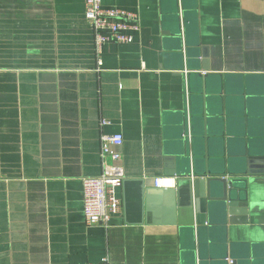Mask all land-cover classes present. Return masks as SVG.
Here are the masks:
<instances>
[{
    "label": "crops",
    "instance_id": "crops-1",
    "mask_svg": "<svg viewBox=\"0 0 264 264\" xmlns=\"http://www.w3.org/2000/svg\"><path fill=\"white\" fill-rule=\"evenodd\" d=\"M102 4L136 12L140 30L99 63L86 0H0V264L264 254V0ZM188 119L194 152L180 162ZM103 133L124 137L122 209L108 226L87 223L82 183L102 171ZM210 163L242 180L248 222L200 240L193 181Z\"/></svg>",
    "mask_w": 264,
    "mask_h": 264
},
{
    "label": "built area",
    "instance_id": "built-area-1",
    "mask_svg": "<svg viewBox=\"0 0 264 264\" xmlns=\"http://www.w3.org/2000/svg\"><path fill=\"white\" fill-rule=\"evenodd\" d=\"M103 0H86V18L95 33V51L99 63L105 45L109 42L130 43L134 33L140 30V18L134 11L120 7L105 8ZM103 120L102 124H106ZM102 171L99 175L82 178L84 191V215L88 224L108 226L112 217L121 212L122 202L117 190L125 180L121 164L124 137L121 133H103L101 136ZM167 182L164 178H155L160 186ZM103 264H109L108 258Z\"/></svg>",
    "mask_w": 264,
    "mask_h": 264
},
{
    "label": "water",
    "instance_id": "water-1",
    "mask_svg": "<svg viewBox=\"0 0 264 264\" xmlns=\"http://www.w3.org/2000/svg\"><path fill=\"white\" fill-rule=\"evenodd\" d=\"M199 77V76H198ZM210 75L205 76V84L202 83L198 93L200 95H204L206 97V110L210 106L211 99L213 98V93L210 92L208 88ZM201 78V77H199ZM202 80V79H201ZM204 84V85H203ZM209 111V109L207 110ZM192 115H194L192 113ZM190 117V116H189ZM195 115L193 116L194 120ZM192 120V122H193ZM191 122V125H192ZM187 129L189 132L193 131L192 126L191 130H189V119L187 120ZM189 136V135H188ZM187 136V150L185 153L180 155V162H187L191 156H193L194 149L191 150V144L193 141V132H191V137ZM254 158V157H250ZM187 173H181L182 175L188 174L189 177L192 176L189 170H186ZM206 172L195 170V179L193 181L195 188V220L192 224L197 225V233L199 235V239L201 240V236L203 232L206 230H210L212 234L213 231L222 230V226L226 225L229 221L230 224L238 223V224H246L248 222L247 218V207L248 201L246 196V188L245 185L242 184V180L235 178L236 173L233 172H225L218 169H215L214 166L210 163L209 165V176L205 175ZM226 173L229 174L228 178ZM242 174H252L253 171H244ZM260 174H264V170L259 172ZM176 174V173H175ZM223 175V176H222ZM241 175V174H240ZM207 183V188L209 190L208 196H204V187ZM204 186V187H203ZM193 203V202H192ZM191 203V204H192ZM213 213H211V211ZM209 214L212 216L209 217ZM221 214L219 217L216 215ZM239 214H243V218L239 217ZM214 219L215 222H210L211 219ZM209 223V224H207ZM210 225V228L208 227ZM207 226V228L205 227ZM224 230V229H223ZM223 242H226V233L221 236ZM199 240V241H200ZM239 246V245H238ZM226 248V247H225ZM223 255V252L221 256ZM199 262L195 264H264V254H258L254 249H243L242 251L239 248L233 247V251H230L228 254H224L220 258H214L210 256H205L202 252L199 251ZM212 260V262L209 261ZM222 260V261H221ZM219 261V262H217Z\"/></svg>",
    "mask_w": 264,
    "mask_h": 264
}]
</instances>
